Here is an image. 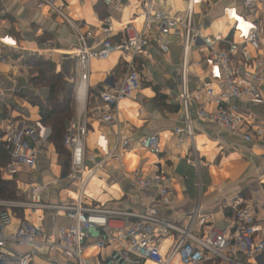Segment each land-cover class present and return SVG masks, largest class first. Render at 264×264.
<instances>
[{
  "label": "built area",
  "instance_id": "obj_1",
  "mask_svg": "<svg viewBox=\"0 0 264 264\" xmlns=\"http://www.w3.org/2000/svg\"><path fill=\"white\" fill-rule=\"evenodd\" d=\"M56 1L30 0L27 6L47 8L62 17L76 39V50L70 55L76 59V111L68 122L64 146L70 153L66 180L77 186L78 196L61 204L45 203L43 194L47 185L34 180L38 161L51 143V127L45 125L41 118L19 121L0 118V152L8 157V162L0 168L2 178L19 184L22 175L29 176L25 200L0 199V264H30L38 256L48 257L50 264H61L58 257L65 261L75 260L77 264H103L100 261L92 263L84 257L92 231L97 232V249L114 243L120 245L112 258L114 260L119 256L124 264H140L143 261L173 264L176 260L180 264H264V218H257L250 201L234 200L232 232L213 227L203 237L193 235L188 229H178L162 218L157 209L112 211L88 206L83 201L86 186L95 173L109 161L119 162L123 154L132 151L136 144L142 151L153 155L161 152L158 134L143 136L134 144L120 129V104L141 90L143 79L138 59H151L153 45H157L165 55L170 54L171 43L181 49L179 101L183 122L174 129V134L177 144L189 143L195 155L194 158L178 156L179 160H185L196 169L202 164L195 145L194 125L197 121L239 134L248 143H253L254 136L264 134L262 129L230 105L233 100L253 104L264 101V39L259 24L264 9L260 8V0H243V11L236 6L223 8V25L215 33L209 32L205 23L212 0H187L186 9L174 16L160 9L163 0H136L139 15L128 24L120 25L118 30L114 28L110 16L104 19L100 25L103 39L94 47L89 46V41L95 36L94 31L83 30ZM128 1L103 0V3L121 11ZM8 47L12 53L19 54L18 61L25 65L28 57L22 54L23 49L17 44ZM114 55L119 56L123 74L117 81L109 77L98 92L100 104L90 106L88 83L91 63L106 61ZM29 56L39 58L40 53L29 52ZM0 61L10 63L1 56ZM196 68L204 71L203 76ZM193 78L197 79L194 82L196 89L191 91L190 81ZM0 99H5L4 92L0 93ZM194 104L198 106L195 114L192 110ZM205 105L214 109L209 110ZM88 118L105 124L115 137V144L110 147L106 134L98 136L97 144L103 154L100 160L87 151L86 142L90 134ZM130 176L135 187L154 188L163 206L172 204L175 179L171 173L156 169L147 173L135 171ZM45 211L54 213L55 217L63 215L68 224L60 226L56 232L47 233L42 225ZM18 213H28L33 220L19 219L15 231L8 234L7 228L14 218H19ZM172 230L179 234L178 238L169 253L163 254L160 241ZM10 242L27 248V252L9 249Z\"/></svg>",
  "mask_w": 264,
  "mask_h": 264
},
{
  "label": "crops",
  "instance_id": "obj_2",
  "mask_svg": "<svg viewBox=\"0 0 264 264\" xmlns=\"http://www.w3.org/2000/svg\"><path fill=\"white\" fill-rule=\"evenodd\" d=\"M24 1L19 3L16 0H0V56L10 61L8 64L0 61V93H5V99H0V118L13 121L40 118L39 108L29 102L34 96H40V91L32 86L26 64L18 61L19 54L12 53L8 45H19L24 51L22 54L28 58L29 52H38L41 58H52L60 63V69L68 78L74 76L72 80L75 85L77 79L76 59L70 56L74 54L77 44L70 27L62 17L47 8H32L27 6L30 0ZM242 3L243 0H212V7L207 11L205 19L209 32L221 30L223 8L236 6L243 11ZM56 4L80 24L83 30L94 31L95 36L89 41L90 47L102 41L100 25L104 19L110 16L114 28L118 30L120 25L128 24L140 13L136 0L128 1L121 11L107 7L102 0H57ZM186 6L187 0H163L160 3V9L171 16L182 13ZM260 8L264 9V0H260ZM259 22L264 39V15ZM170 49V54L165 55L157 45H153L150 49L151 59H138L143 79L142 88L131 99L120 104V129L125 137L135 144L143 136L158 134L160 154L144 152L136 144L132 151L123 154L119 162L109 161L87 184L84 203L112 211L157 209L162 218L178 229H188L193 235L200 237L206 236L213 227L233 231V202L237 198L250 201L257 218L263 219L264 134L254 136L253 143H248L239 134L197 121L194 125L195 145L202 164L196 169L185 160H179L178 156L194 158L195 154L189 143L178 145L174 134V129L183 122V110L179 101L182 86L181 49L175 43L170 44ZM123 70L118 55L106 61L91 63L88 83L90 106L100 104L98 92L103 89L109 77H114L117 81ZM195 81V78L190 81L191 91L196 89ZM230 105L264 131V101L253 104L233 100ZM205 107L214 109L211 105ZM197 108L194 104V114ZM88 121L90 134L86 142L87 151L97 155L100 160L103 154L97 144L98 136L106 134L110 147L115 144V137L105 124L89 118ZM252 134L255 135L254 130ZM156 169L174 176V199L169 206H163L158 201L154 188L140 189L131 182L130 175L133 172L147 173ZM28 177L22 175L19 184L17 183L24 194L28 188ZM33 177L37 183L47 185L43 194L45 203L61 204L77 199V186L66 180L61 166L57 164L56 150L51 143L47 145L44 156L39 159L38 169ZM17 216L19 218H14L7 228L8 234L15 231L19 219L33 220L28 213H18ZM67 224L68 221L61 214L55 217L52 212L43 213L42 225L47 233L56 232L60 226ZM96 234V231L91 232L84 257L92 263L100 261L107 264L108 259L121 247L114 243L104 249H97ZM178 235L172 230L160 241L163 254L169 253ZM8 247L27 252V248L17 247L11 242ZM58 259L61 264H77L75 260ZM30 264H50V261L48 257L38 256ZM140 264L154 263L143 261ZM173 264L180 262L176 260Z\"/></svg>",
  "mask_w": 264,
  "mask_h": 264
},
{
  "label": "trees",
  "instance_id": "obj_3",
  "mask_svg": "<svg viewBox=\"0 0 264 264\" xmlns=\"http://www.w3.org/2000/svg\"><path fill=\"white\" fill-rule=\"evenodd\" d=\"M103 1V0H102ZM32 86L40 91V96L29 99L32 106L39 108L43 123L51 127V144L61 158L63 175L70 169V153L64 146L68 122L73 117L75 105V84L60 69V63L52 58H28L25 62ZM8 162L7 155L0 152V166ZM10 183H8L9 185ZM0 199H15V190L7 187L0 175Z\"/></svg>",
  "mask_w": 264,
  "mask_h": 264
},
{
  "label": "rangeland",
  "instance_id": "obj_4",
  "mask_svg": "<svg viewBox=\"0 0 264 264\" xmlns=\"http://www.w3.org/2000/svg\"><path fill=\"white\" fill-rule=\"evenodd\" d=\"M34 59H38V57H35ZM196 71L199 73V75H201L204 71H201L200 68H196ZM75 111H76V106L74 105V113H73V116L75 114ZM56 150V149H55ZM56 155H57V164H59L61 166V158L59 157L57 151H56ZM2 166H0L1 168ZM62 168V166H61ZM0 175L2 177V174L0 172ZM3 182L5 183V185L7 187H10L11 189H14L15 190V199H3V200H7V201H23L26 199V194H24L23 191H21L19 188H18V185L15 181H12V180H4L2 178ZM8 183H10L8 185Z\"/></svg>",
  "mask_w": 264,
  "mask_h": 264
},
{
  "label": "water",
  "instance_id": "obj_5",
  "mask_svg": "<svg viewBox=\"0 0 264 264\" xmlns=\"http://www.w3.org/2000/svg\"><path fill=\"white\" fill-rule=\"evenodd\" d=\"M114 255H115V253H114ZM110 262H113V263H111V264H116V263H114V262H118L117 264H124V263H125V261H124L122 258H120L119 256H117L114 260H113L112 257L109 258V259H108V263H110Z\"/></svg>",
  "mask_w": 264,
  "mask_h": 264
}]
</instances>
